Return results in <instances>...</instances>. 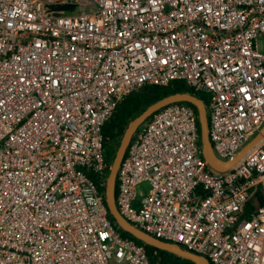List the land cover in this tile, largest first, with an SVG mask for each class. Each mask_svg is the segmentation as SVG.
<instances>
[{
	"label": "built area",
	"instance_id": "built-area-1",
	"mask_svg": "<svg viewBox=\"0 0 264 264\" xmlns=\"http://www.w3.org/2000/svg\"><path fill=\"white\" fill-rule=\"evenodd\" d=\"M174 79L233 158L264 124V0H0V264H152L108 216L103 125ZM115 205L210 264H264V138L216 171L197 112L167 104L133 133Z\"/></svg>",
	"mask_w": 264,
	"mask_h": 264
},
{
	"label": "water",
	"instance_id": "water-1",
	"mask_svg": "<svg viewBox=\"0 0 264 264\" xmlns=\"http://www.w3.org/2000/svg\"><path fill=\"white\" fill-rule=\"evenodd\" d=\"M73 4L55 5L52 10H66L72 7ZM172 102H188L193 105L197 112L199 135L201 143V153L203 158L208 164L216 171L223 172L234 165L247 151L256 145L261 139L264 138V124L256 132V134L239 150V152L229 160H220L212 150L211 143L208 138V123H207V110L204 101L192 92H175L167 94L154 102L147 105L139 114L130 119L123 131L119 144L116 147L105 180V204L109 215L114 220L118 228L135 239L141 241L145 245L154 247L156 249L169 252L180 258L186 259L193 264H210L209 260L199 254L193 253L183 249L177 243L165 241L155 237L149 232L137 227L134 223L126 219L118 211L115 205V183L116 173L121 160L124 157L130 139L136 129L154 112L161 109L167 104ZM152 264H155V259L152 258Z\"/></svg>",
	"mask_w": 264,
	"mask_h": 264
},
{
	"label": "trees",
	"instance_id": "trees-1",
	"mask_svg": "<svg viewBox=\"0 0 264 264\" xmlns=\"http://www.w3.org/2000/svg\"><path fill=\"white\" fill-rule=\"evenodd\" d=\"M184 91L195 93L204 101L205 104H208L207 95L205 93L194 91L184 81L179 79L171 80L166 86L145 84L139 89L131 91L124 96V98L115 107L110 118L103 125V135L105 137L104 147L106 149L107 163H111L115 148L118 146L123 131L130 119L139 114L147 105L155 100L170 93ZM184 103L190 105L194 111H196L193 105L188 102ZM150 117L151 115L147 119ZM108 216L112 219L109 214ZM121 234L133 239L139 244H143L141 241L135 239L133 236L122 230ZM144 246L151 263L152 258H154L155 264H193L192 262L169 252L162 251L145 244Z\"/></svg>",
	"mask_w": 264,
	"mask_h": 264
},
{
	"label": "rangeland",
	"instance_id": "rangeland-1",
	"mask_svg": "<svg viewBox=\"0 0 264 264\" xmlns=\"http://www.w3.org/2000/svg\"><path fill=\"white\" fill-rule=\"evenodd\" d=\"M116 149V148H115ZM141 188L139 187V190H140Z\"/></svg>",
	"mask_w": 264,
	"mask_h": 264
}]
</instances>
